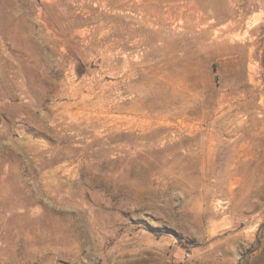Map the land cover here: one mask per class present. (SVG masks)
Returning a JSON list of instances; mask_svg holds the SVG:
<instances>
[{"label": "rangeland", "instance_id": "1", "mask_svg": "<svg viewBox=\"0 0 264 264\" xmlns=\"http://www.w3.org/2000/svg\"><path fill=\"white\" fill-rule=\"evenodd\" d=\"M0 264H264V0H0Z\"/></svg>", "mask_w": 264, "mask_h": 264}, {"label": "built area", "instance_id": "2", "mask_svg": "<svg viewBox=\"0 0 264 264\" xmlns=\"http://www.w3.org/2000/svg\"><path fill=\"white\" fill-rule=\"evenodd\" d=\"M190 257H191V255L188 254V253L185 255V259H186V260L190 259Z\"/></svg>", "mask_w": 264, "mask_h": 264}, {"label": "bare ground", "instance_id": "3", "mask_svg": "<svg viewBox=\"0 0 264 264\" xmlns=\"http://www.w3.org/2000/svg\"><path fill=\"white\" fill-rule=\"evenodd\" d=\"M98 119V118H97ZM108 125V124H107ZM226 125V124H225ZM252 149V148H251ZM240 159V158H239Z\"/></svg>", "mask_w": 264, "mask_h": 264}]
</instances>
